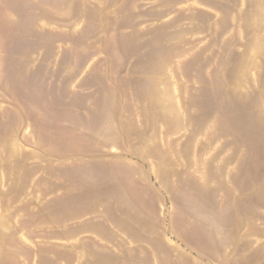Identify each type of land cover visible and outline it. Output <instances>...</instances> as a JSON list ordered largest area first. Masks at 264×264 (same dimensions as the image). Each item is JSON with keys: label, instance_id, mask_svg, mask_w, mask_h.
Segmentation results:
<instances>
[{"label": "rangeland", "instance_id": "rangeland-1", "mask_svg": "<svg viewBox=\"0 0 264 264\" xmlns=\"http://www.w3.org/2000/svg\"><path fill=\"white\" fill-rule=\"evenodd\" d=\"M0 264H264V0H0Z\"/></svg>", "mask_w": 264, "mask_h": 264}]
</instances>
